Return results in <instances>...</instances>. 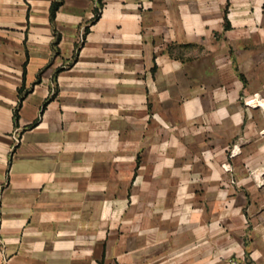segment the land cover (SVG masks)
I'll use <instances>...</instances> for the list:
<instances>
[{"label": "crops", "instance_id": "obj_1", "mask_svg": "<svg viewBox=\"0 0 264 264\" xmlns=\"http://www.w3.org/2000/svg\"><path fill=\"white\" fill-rule=\"evenodd\" d=\"M52 2L0 0V264H264V0Z\"/></svg>", "mask_w": 264, "mask_h": 264}, {"label": "built area", "instance_id": "obj_2", "mask_svg": "<svg viewBox=\"0 0 264 264\" xmlns=\"http://www.w3.org/2000/svg\"><path fill=\"white\" fill-rule=\"evenodd\" d=\"M251 102L260 105L264 109V97H254ZM237 152H239L238 148L234 147L231 151V155H235Z\"/></svg>", "mask_w": 264, "mask_h": 264}, {"label": "trees", "instance_id": "obj_3", "mask_svg": "<svg viewBox=\"0 0 264 264\" xmlns=\"http://www.w3.org/2000/svg\"><path fill=\"white\" fill-rule=\"evenodd\" d=\"M64 0H53L52 2V18L55 17L56 11L59 9ZM17 115V114H16Z\"/></svg>", "mask_w": 264, "mask_h": 264}]
</instances>
